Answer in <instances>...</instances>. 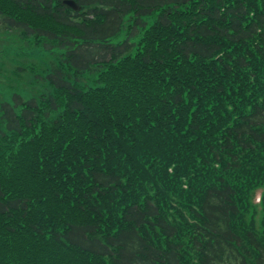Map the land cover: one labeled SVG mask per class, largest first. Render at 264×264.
<instances>
[{"label":"trees","instance_id":"16d2710c","mask_svg":"<svg viewBox=\"0 0 264 264\" xmlns=\"http://www.w3.org/2000/svg\"><path fill=\"white\" fill-rule=\"evenodd\" d=\"M62 1L0 0L60 56L0 102V264H264V0Z\"/></svg>","mask_w":264,"mask_h":264},{"label":"rangeland","instance_id":"374dc122","mask_svg":"<svg viewBox=\"0 0 264 264\" xmlns=\"http://www.w3.org/2000/svg\"><path fill=\"white\" fill-rule=\"evenodd\" d=\"M3 18L0 15V102L11 101L14 93L25 100L52 93L53 89L44 77L55 63H59L60 56L37 47L36 39L32 36L25 37L19 29L7 27ZM93 78V75H86L79 78V82L83 86H92ZM261 194L262 191L257 195V200Z\"/></svg>","mask_w":264,"mask_h":264},{"label":"water","instance_id":"95a60500","mask_svg":"<svg viewBox=\"0 0 264 264\" xmlns=\"http://www.w3.org/2000/svg\"><path fill=\"white\" fill-rule=\"evenodd\" d=\"M62 3L74 11L79 10V7L74 0H63Z\"/></svg>","mask_w":264,"mask_h":264},{"label":"bare ground","instance_id":"6f19581e","mask_svg":"<svg viewBox=\"0 0 264 264\" xmlns=\"http://www.w3.org/2000/svg\"><path fill=\"white\" fill-rule=\"evenodd\" d=\"M258 198L255 196L254 197V199H253V206L254 207H256V205H257V202H258V200H257ZM263 214H264V211H263Z\"/></svg>","mask_w":264,"mask_h":264}]
</instances>
